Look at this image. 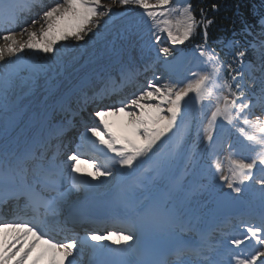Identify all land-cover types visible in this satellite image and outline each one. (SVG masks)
<instances>
[{"label": "snow or ice", "instance_id": "snow-or-ice-1", "mask_svg": "<svg viewBox=\"0 0 264 264\" xmlns=\"http://www.w3.org/2000/svg\"><path fill=\"white\" fill-rule=\"evenodd\" d=\"M117 5L121 9L143 10L147 19L130 23L126 31L132 33L139 25H148L147 47L155 49L156 62L165 71L154 74L153 80L118 106L105 103L107 87L96 97L83 98L84 105L89 100L99 105L92 112L98 122L84 124L81 144L67 156L72 162L68 173L71 183L65 188L63 162L55 154H49L45 135H63L65 128L74 126L73 121L80 115L83 105L74 109L64 100L37 110L32 116L36 130L22 149L14 146L8 137L24 113L21 104L24 89L50 80L54 73L59 74L61 67L67 66L69 58H74V49L57 48V42L70 38L84 41L93 33V28L98 29L114 16L123 15L114 11ZM37 8L36 18L25 21L18 33L7 31L0 36L5 41L0 45V202L7 205L13 200L19 204L23 200L25 208H43L46 215L43 218L34 215L31 220L18 216L11 222L0 221V234L12 229L17 233L16 243L20 244L19 248L12 245L13 251L0 241V264H26L27 261L31 264H65V261L77 264V256L83 254L82 245L75 239L55 240L46 229L62 216L72 192L91 196L97 190L115 192L113 206L127 214L125 220L129 229L127 234L109 232L86 236L83 243L98 256L110 252L128 254L131 245L112 249L99 242L113 237L116 243L131 241L137 230L146 229L170 241L167 254L172 259L138 260L136 264H193L192 257L197 264H264V214L258 225L245 227L243 239L230 237L220 248L212 245L192 247L183 239L185 233L192 230L183 207L171 191L161 192L155 186L158 177L173 179L172 169L184 151L181 138L173 142V137L185 123L194 101L200 112L195 136L206 142L207 160L203 171L207 178L215 179L219 174V181L237 196L245 186L255 182L264 200V13L260 18L261 31L255 33L249 29L245 32L253 37L252 40L241 43L233 38L222 45L221 50L227 49L225 55L230 57L224 61L208 44V26L213 20L206 17L204 8H200L198 20L190 0H110L108 3L103 0H56L47 7H40L36 0H23L22 3L0 0V27L19 24L24 12L31 13ZM211 9L217 11L219 5L213 3ZM197 29L203 33L202 42L193 50L197 70L188 69L191 78H186V82L173 80L170 70L185 59L183 50L176 46L194 39ZM162 34H166L167 44L163 43ZM225 72L229 80L224 78ZM118 113H125L129 118L132 134L139 142L113 131L105 117ZM246 127L252 134L245 130ZM84 145L103 157V163L93 165L95 172L89 174L92 180L71 175L79 171V150ZM165 145L167 150L162 151ZM108 152L114 155L108 156ZM225 152L227 172L218 160ZM245 153L255 155L245 156ZM257 169L262 173L259 177ZM175 183L179 184V179ZM252 239L258 247L251 253L228 247L233 245L239 249ZM39 244L45 247L40 248ZM96 264L106 262L99 259Z\"/></svg>", "mask_w": 264, "mask_h": 264}, {"label": "bare ground", "instance_id": "bare-ground-1", "mask_svg": "<svg viewBox=\"0 0 264 264\" xmlns=\"http://www.w3.org/2000/svg\"><path fill=\"white\" fill-rule=\"evenodd\" d=\"M22 1L23 0H20V2ZM36 2L40 7H47L54 4L56 0H36ZM103 2L108 3L110 0H103ZM174 2H179V0H174ZM34 10L35 13L33 15L23 17L19 24L12 27H6L7 30L18 33L20 28L25 26V21L30 22L32 18H36L39 8ZM114 11L118 13L122 12L123 15L114 16L107 24L102 23L98 29L93 28L94 34L89 33L88 36L85 37L84 41L76 42L72 41L70 38L69 41L57 42L55 45L57 48L74 49V58H69L67 66L61 67L59 74L57 75L54 73L50 80L41 81L37 86L31 89H24L21 99L24 113L19 119V121H23L24 124L20 128L19 133L15 134L10 140L13 144H17L16 147L23 148L26 141H28L34 134L33 126L31 124L34 121L32 116L37 110L43 109L45 106H55L57 103L64 100L68 101L74 109L79 108L80 105H83L82 108L87 109L85 106H94L96 104L89 100V102L84 105L83 98L85 96L96 97L97 93L105 87L112 90L111 93H108L105 97V103H109L108 105L110 106L113 104L118 106L121 101L127 102L132 98L135 93L133 88L134 85L139 86L140 90L144 86L143 82L145 80L154 79L155 73L150 74L147 72L148 69H152V72H156V75H160L161 72L165 71L160 64L156 62L155 49H149L147 47L148 25H139L132 33H128L126 31V28L130 23L147 19V17L144 16L143 10L136 7L121 9L117 5L114 7ZM157 14L159 15V12ZM7 30L0 32V36L6 34ZM17 39L20 40L21 37L17 35ZM23 39L26 40L27 37L25 36ZM162 41H167L166 34H162ZM4 43L5 41L0 39V45H3ZM180 46L182 47L183 45H178L176 47L179 48ZM183 55L185 58L183 62L174 65L170 71L172 75L171 78L173 80L186 82V78H191L188 69L191 68L193 71L197 69L195 67L196 62L193 60V51L183 52ZM219 57L221 58V56ZM122 72L124 74H122ZM165 75H168V73H165ZM118 82L121 83L120 86L111 89V87ZM112 93L116 94V98L109 96ZM198 109L199 105H196L193 101L186 117V121L177 132V136L173 137V142L177 138H182L183 135L185 138L188 136L196 138V125L200 119V112ZM105 119L109 122L113 131H115L118 135L121 137L127 136L139 142V139L132 134L129 118L125 115V113L108 115ZM59 120L60 117L58 116L57 121ZM80 123L79 116H77L73 121V124L76 125ZM92 124H94V120H91L88 125ZM72 127H67V130L72 129ZM80 131L81 134L78 136L79 142H81L80 137L85 131L84 126L81 127ZM168 135L170 136L171 133ZM69 138L70 137H65L64 133L61 136H56L55 134L51 136L45 135L49 154H54L55 152V148L52 149V151L49 149L52 143L56 146L60 142L61 147V142L69 140ZM204 143L206 142L198 140L197 152L194 154L193 159L184 157L186 148L185 145H183V155L176 161L171 172L173 179L170 181L168 178L158 177L156 178L155 186L161 192L171 191L172 195L183 207L186 217L192 225V230L186 232L184 235V237L190 242L194 244L201 243V234H208L214 231H216L215 236H219L226 241H228V238L231 236H234V234L237 238L243 239L245 235L240 236L238 231L240 229H245L246 226H249L247 224L245 226L242 222H238V231H230L229 229L224 228V233H221V231L216 227L218 223L226 222L230 218L236 220L238 216L222 217L213 204L214 196L222 191L227 194L229 199L238 198L239 200L241 199L244 201L246 197L244 191L239 196L231 193L230 190L219 181V174H216L215 179H210L211 184L207 185L209 183V178H207L206 173L203 171V167L207 160V154L204 151ZM167 147L168 146L165 145L162 151H166ZM81 153L82 152H80L79 155ZM107 155L112 156L114 153L108 152ZM225 157L226 152L222 153L218 157V160L222 163L225 172H227L228 160ZM58 160L63 162L64 169L68 175L71 171V163L64 162V160L60 157H58ZM94 164H96V161H84L79 158V163L77 164L79 171L72 172L71 175L80 177L84 180H92V176L89 174L95 172V168L93 167ZM199 166H201V169H199ZM199 174H203L204 177L199 179ZM176 179H179V184L175 183ZM67 180L69 182L68 185H70V178L67 177ZM192 181L194 182L193 184ZM92 182L98 183L96 180H93ZM201 186H206V188L199 189ZM78 194L79 193L72 192L68 197V201ZM95 194L111 196V201L114 203L115 192L97 190ZM199 199H201V203L197 208L196 201ZM254 206L255 207L245 206L242 212L247 213L248 215L255 214L261 217V215L264 214V200H260L255 203ZM16 209L17 207L15 205H10L5 208L0 215L5 217L12 216L14 215V210ZM115 209L116 216L119 214H122V216L127 215L124 210L116 207ZM18 214H22V210H19ZM61 218H64V214H62ZM55 226H64V224L63 222H60L57 225L53 224L51 228H54ZM92 227V224H71L64 226L65 237L70 238L72 235V231L68 232V229L80 228L84 232L90 233L94 231ZM14 232V230L8 229L4 233L0 234V241H3L5 244L9 243L7 246L8 248L16 243L15 236L17 233ZM108 233L109 232H102L101 234L107 235ZM29 240H31V237H29ZM108 241L115 242L116 238L113 237L112 240ZM257 246L258 245H256L255 239H252L251 241H245L239 249H236L234 246V250L237 252L242 250L245 253H250L248 248L253 247L254 250ZM19 247L20 244H18L17 248ZM39 247L43 248L45 246L43 244H39ZM12 250L15 251V248Z\"/></svg>", "mask_w": 264, "mask_h": 264}, {"label": "trees", "instance_id": "trees-1", "mask_svg": "<svg viewBox=\"0 0 264 264\" xmlns=\"http://www.w3.org/2000/svg\"><path fill=\"white\" fill-rule=\"evenodd\" d=\"M193 5L197 19H200V8L205 9V15L213 23L208 26V43L215 45L220 40V44L225 39H233L243 43L252 40L253 37L245 35L249 29L255 33L260 32L261 15L264 13V0H190ZM219 5L217 11L211 9V5ZM203 33L197 29L195 38L190 45L201 43Z\"/></svg>", "mask_w": 264, "mask_h": 264}, {"label": "rangeland", "instance_id": "rangeland-1", "mask_svg": "<svg viewBox=\"0 0 264 264\" xmlns=\"http://www.w3.org/2000/svg\"><path fill=\"white\" fill-rule=\"evenodd\" d=\"M35 13V10H33V12L31 13V15H33ZM7 31H9V30H7ZM7 33V32H6ZM163 43H165V44H167L168 43V41H164ZM185 44H187L186 42H185ZM184 44V45H185ZM220 45V40H218V41H216L215 42V46H217L218 48H220L221 49V47L222 46H219ZM183 47V46H182ZM182 47L180 46L179 48L180 49H182ZM194 47H195V45L194 46H192V47H190L191 49H189L188 50V52L189 51H193L194 50ZM183 50V52H185V50H186V48H183L182 49ZM227 51V49H225V50H220V54L223 56V58L221 57L220 59L221 60H224V61H228V60H230V57L229 56H226L225 55V52ZM221 55H219V56H221ZM153 70H151L149 73L151 74V73H155V75H156V72H152ZM172 76V75H171ZM224 78L226 79V80H229L230 79V77L228 76V74H227V72H225V76H224ZM149 80L147 79V80H145L144 82H143V84H144V86L147 84V82H148ZM133 88H134V92L136 93L138 90H139V86H137V85H134L133 86ZM87 109H88V111H83L82 112V114H83V118H86V119H89L88 117H90L89 115L90 114H92V112H93V110L94 109H90L89 108V106H85ZM98 107V106H97ZM97 107H95V109L97 108ZM257 113H259V109H257ZM80 118V117H79ZM93 118V119H92ZM90 119L91 120H94V123H96V122H98L97 121V118H95L94 116H92V117H90ZM253 119H254V117H253ZM245 130L247 131V132H249V134H252V132H251V130L250 129H248L247 127L245 128ZM234 131V130H233ZM234 134H235V132H234ZM80 135V134H79ZM76 139L78 140V136L76 135ZM241 139H243V137H241ZM181 140H182V143H183V145H185V148H186V150H185V155H184V157H187V158H191V159H193L194 158V154L197 152V143H198V140L199 139H197V137L196 138H191L190 136H188L187 138H185L184 137V135L182 136V138H181ZM79 142V141H78ZM80 144V143H79ZM71 145H73V149L71 148V149H68L67 151H65V153H63V156L61 157L62 159H64V160H67V156L69 155V154H71L72 152H75L76 150H75V148L77 147V142H76V140L75 141H73V143L71 144ZM98 147H99V145H98ZM245 156H247V155H252V156H254L255 155V153H251V154H249V153H245L244 154ZM80 158L81 159H83V160H85V161H96V163H101V161L99 160V158L98 157H96V156H87V155H80ZM235 158H239V157H235ZM199 169H201V166H199ZM258 170V169H257ZM256 170V171H257ZM258 176V175H257ZM199 179L201 178V177H204V175L202 174V175H200L199 174ZM194 182L192 181V184H193ZM211 184V180L209 179V183L207 184V185H210ZM206 185V186H207ZM206 186H201L199 189H205L206 188ZM247 187V188H246ZM244 188H246V189H244L243 191L245 192V199H244V203L246 202V206H249V207H255L254 205H255V203H257V202H259L260 200H262L261 199V193H260V186L258 185V184H256L255 182H252L251 184H248L247 186H245ZM241 200V199H240ZM200 203H201V199H199V200H197L196 201V206H197V208H198V206L200 205ZM198 204V205H197ZM257 208V207H256ZM258 247V246H257Z\"/></svg>", "mask_w": 264, "mask_h": 264}, {"label": "water", "instance_id": "water-1", "mask_svg": "<svg viewBox=\"0 0 264 264\" xmlns=\"http://www.w3.org/2000/svg\"><path fill=\"white\" fill-rule=\"evenodd\" d=\"M214 204L218 207L221 215L238 212L243 207V204L239 199L234 198L228 200L226 194L223 192L218 193L214 197Z\"/></svg>", "mask_w": 264, "mask_h": 264}]
</instances>
